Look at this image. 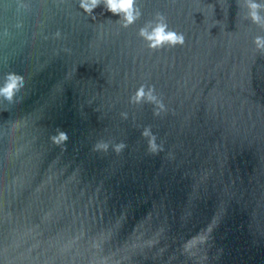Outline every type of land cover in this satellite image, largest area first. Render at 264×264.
Listing matches in <instances>:
<instances>
[{"label": "water", "instance_id": "1", "mask_svg": "<svg viewBox=\"0 0 264 264\" xmlns=\"http://www.w3.org/2000/svg\"><path fill=\"white\" fill-rule=\"evenodd\" d=\"M138 5L123 28L103 5L0 0V85H25L0 97V264H264V28L243 0ZM157 12L183 46L138 37ZM141 85L159 115L130 103Z\"/></svg>", "mask_w": 264, "mask_h": 264}, {"label": "clouds", "instance_id": "2", "mask_svg": "<svg viewBox=\"0 0 264 264\" xmlns=\"http://www.w3.org/2000/svg\"><path fill=\"white\" fill-rule=\"evenodd\" d=\"M243 4L247 9L245 19L249 20L252 24L264 28V0H243ZM103 5L104 10L107 12L118 15L119 19L116 22H122L121 27L128 28L136 23L143 15L141 8L138 5V0H78V7L84 15L91 18L93 10L98 6ZM141 38L148 50L158 51L165 47L172 48L176 46H183L185 43V36L169 28L167 18L164 14L157 12L153 19L148 20L139 29L137 33ZM56 36L59 37L60 33L57 32ZM255 48L264 53V36H256L253 40ZM24 79L16 73H8L4 78V82L0 85V97L6 102L12 103L14 96L24 88ZM130 103L141 104L151 103L158 109L154 114L159 115L160 111L165 110L163 101L158 97L155 92L154 86L141 85L136 92L130 97ZM125 118L126 113L122 114ZM143 137L148 138L149 149L152 152L162 150V146L156 143L157 137L152 132L151 127H145L141 133ZM54 143L67 142V132L57 129L56 134L52 137ZM109 145L106 142L99 143L98 149L107 150ZM125 145L123 143L115 145V151L120 152Z\"/></svg>", "mask_w": 264, "mask_h": 264}]
</instances>
